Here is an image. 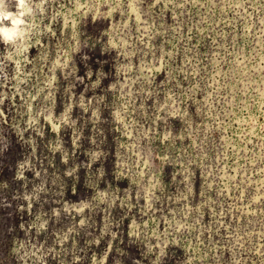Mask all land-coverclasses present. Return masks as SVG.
<instances>
[{
  "label": "rangeland",
  "instance_id": "obj_1",
  "mask_svg": "<svg viewBox=\"0 0 264 264\" xmlns=\"http://www.w3.org/2000/svg\"><path fill=\"white\" fill-rule=\"evenodd\" d=\"M22 1L0 264H264V0Z\"/></svg>",
  "mask_w": 264,
  "mask_h": 264
},
{
  "label": "bare ground",
  "instance_id": "obj_2",
  "mask_svg": "<svg viewBox=\"0 0 264 264\" xmlns=\"http://www.w3.org/2000/svg\"><path fill=\"white\" fill-rule=\"evenodd\" d=\"M22 1V0H21ZM18 2H20V0H18ZM23 2V1H22ZM133 11H135V10H133ZM12 14V13H11ZM6 17H8L10 20H12V21H14L15 19H16V16H14V15H10L9 16V14L7 13V14H5V17L4 18H6ZM137 18V17H136ZM12 29V26H5V25H0V33L2 34V35H4V33H8L10 30ZM123 42V41H122ZM118 116V115H117ZM150 191V190H149ZM152 192V191H151ZM150 192V193H151Z\"/></svg>",
  "mask_w": 264,
  "mask_h": 264
}]
</instances>
